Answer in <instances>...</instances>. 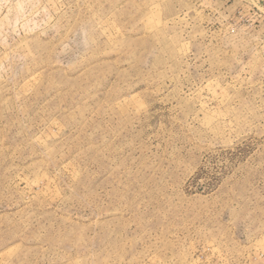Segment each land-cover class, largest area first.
<instances>
[{
	"label": "rangeland",
	"instance_id": "374dc122",
	"mask_svg": "<svg viewBox=\"0 0 264 264\" xmlns=\"http://www.w3.org/2000/svg\"><path fill=\"white\" fill-rule=\"evenodd\" d=\"M0 264H264V0H0Z\"/></svg>",
	"mask_w": 264,
	"mask_h": 264
}]
</instances>
